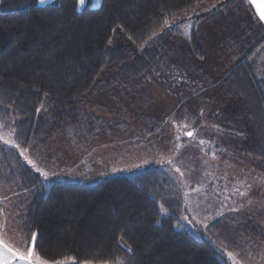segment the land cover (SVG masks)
I'll list each match as a JSON object with an SVG mask.
<instances>
[{"label": "trees", "instance_id": "obj_1", "mask_svg": "<svg viewBox=\"0 0 264 264\" xmlns=\"http://www.w3.org/2000/svg\"><path fill=\"white\" fill-rule=\"evenodd\" d=\"M10 1L17 8L0 11V124L14 146L0 142V178L17 182L23 196L7 193L0 214L11 215L21 246L50 263L232 264L224 252L234 251L243 261L263 254L264 264V195L260 211L243 209L203 228L186 222L182 191L157 165L78 183L22 159L45 156L64 128L91 137L99 120L83 103L109 80L127 83L162 67L176 33L165 28L168 21L179 24L195 12L205 20L237 0H101L80 9L77 0ZM245 32L221 76L199 69L205 86L186 104L199 111L198 124L202 113L218 117L234 152L264 172V34L253 22ZM111 39L124 43L110 46ZM190 42L201 56L195 28Z\"/></svg>", "mask_w": 264, "mask_h": 264}, {"label": "rangeland", "instance_id": "obj_2", "mask_svg": "<svg viewBox=\"0 0 264 264\" xmlns=\"http://www.w3.org/2000/svg\"><path fill=\"white\" fill-rule=\"evenodd\" d=\"M54 1L34 0L31 3L44 5ZM100 1L77 0L76 7L80 9L86 4L97 7ZM11 3L0 0V11L17 8ZM243 4V0H237L225 11L218 10L205 20L201 12H195L179 24L174 20L168 21L165 28L174 26L176 33L168 39L170 54L165 66L156 67L127 83L123 81L125 79L109 80L102 91L83 103L99 120L91 137L73 135L64 128L52 137L45 156L36 159L39 166L34 158L30 160L28 154L22 153L23 162L53 179L78 183H94L103 177L129 174L157 165L174 179L182 191L186 222L194 221L203 228L214 218L228 217L230 213L243 209L260 211L264 172L252 168L244 154L234 152L231 141L218 131V117L213 115L209 119L202 113L198 124L195 115L199 111L186 104L197 89L205 86L201 69L216 79L221 76L222 68L226 69L233 62L236 50L244 42L241 40L247 36L246 29L248 31L252 26ZM193 28L201 56L192 51L190 35ZM123 43L113 39L109 41L110 46ZM115 71L118 69H111L105 75L106 79ZM11 138L12 133L7 126L0 124V142L14 146ZM0 171L3 176L5 171ZM5 177L0 178V203L1 198L8 197L7 193L13 199L23 196L19 195L20 185ZM1 214L0 227H4L0 230L1 239L27 255L30 248L24 250L13 237L18 232L11 215L4 219ZM224 253L232 264H258L263 256L249 252L247 256L251 255L250 259L243 261L234 251ZM40 263L72 264L41 260Z\"/></svg>", "mask_w": 264, "mask_h": 264}, {"label": "crops", "instance_id": "obj_3", "mask_svg": "<svg viewBox=\"0 0 264 264\" xmlns=\"http://www.w3.org/2000/svg\"><path fill=\"white\" fill-rule=\"evenodd\" d=\"M243 7L246 8L251 17L254 27L264 34V0H243ZM4 227H0V230ZM4 235L5 233H1ZM1 235V236H2ZM5 243L0 237V264H41L32 254L31 247L27 255L20 253ZM25 250V249H24Z\"/></svg>", "mask_w": 264, "mask_h": 264}]
</instances>
